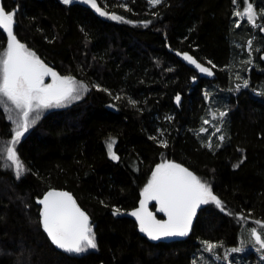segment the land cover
<instances>
[{"label":"trees","instance_id":"1","mask_svg":"<svg viewBox=\"0 0 264 264\" xmlns=\"http://www.w3.org/2000/svg\"><path fill=\"white\" fill-rule=\"evenodd\" d=\"M246 2L264 6V0H164L155 6L97 0L109 14L101 16L86 3L0 0L15 12L14 34L25 47L89 88L70 105L46 112L20 138L16 152L26 170L19 178L14 166L2 163V145L15 131L0 105V264H196L212 259L205 241L221 245L215 250L222 255L240 245L244 229L264 223V15L257 26L236 16ZM6 45L0 29V53ZM185 53L216 77L195 82ZM221 111L224 140L209 148L211 127L201 131L203 121L214 114L218 119ZM111 140L116 160L109 156ZM164 161L208 180L224 211L202 204L187 236L151 240L136 219L113 215V209L137 208ZM51 190L71 194L89 216L96 249L68 253L51 242L36 202ZM157 208L152 205L163 217ZM240 255L242 264H264L256 250Z\"/></svg>","mask_w":264,"mask_h":264},{"label":"snow or ice","instance_id":"2","mask_svg":"<svg viewBox=\"0 0 264 264\" xmlns=\"http://www.w3.org/2000/svg\"><path fill=\"white\" fill-rule=\"evenodd\" d=\"M161 2L162 0H149L153 6ZM233 2L236 3V0ZM62 3L70 5L73 0H62ZM84 3L89 4L101 16L109 15L101 10L97 0H84ZM238 8L239 5H237ZM235 15L246 17L250 23L255 25L258 14L254 10L253 4L247 3L243 13L237 10ZM260 15H264V11ZM110 18L114 20L123 19L115 14H112ZM14 23L15 12H8L0 7V29H3L7 34L6 50L0 53L2 56L0 58V97L11 102L15 109L19 110L20 116L15 121L16 129L11 141L13 146L8 147L6 152L7 160L14 166L19 178L26 169L19 159L14 145L19 142L28 128L40 118V110L78 100L81 90L86 91L87 87L78 86L76 80L71 76L58 75L34 52L28 50L14 34ZM261 30H264V27ZM249 47H251V42H249ZM183 58L195 65L201 73L212 75L209 68L202 66L192 56L185 53ZM45 77H51L52 82L45 83ZM247 83L244 81V86H247ZM239 87L240 85H237V88ZM176 101L179 103V96L176 97ZM130 103H134V101H130ZM32 114L35 115L30 119ZM218 115L222 119L226 113L221 111ZM8 118L12 119L11 116ZM213 118H216L215 114ZM205 123L207 124L209 121L205 120ZM201 131H206V129H201ZM215 131L219 132L220 129L216 128ZM219 139L223 141L224 137L220 136ZM114 143V140L109 142L107 147L110 158L116 160L118 157L113 152ZM160 144L162 147H167L166 141L162 140ZM206 146L210 148L211 142ZM150 201H155L159 205L157 211L164 213L167 217L166 220H158L156 215L149 210ZM210 201L214 202L221 211H224L222 202L212 193L211 188L205 182H202L180 164L165 162L158 164L152 172L151 179L141 192L139 207L130 215L135 217L138 222L140 232L146 234L151 240L172 236L183 237L187 236L191 229L197 208ZM38 203L42 205V228L55 246L75 254L97 248L95 233L89 223L88 215L78 207L69 193L51 190L42 199H39ZM120 214L121 209H113V215ZM240 218L244 219V217ZM255 223L264 227V223L259 220ZM251 236L255 243L264 249V238L257 232L256 228L251 229ZM204 244L205 250L208 252H212L221 246L208 241H205ZM232 251H239V249Z\"/></svg>","mask_w":264,"mask_h":264},{"label":"rangeland","instance_id":"3","mask_svg":"<svg viewBox=\"0 0 264 264\" xmlns=\"http://www.w3.org/2000/svg\"><path fill=\"white\" fill-rule=\"evenodd\" d=\"M164 1V0H162ZM247 3H251V2H246L244 4V8L247 6ZM152 5V4H151ZM153 6V5H152ZM253 7H254V10L257 12V17L260 15V13L262 11H264V6L263 7H259V8H256V6H254L253 4ZM244 8L242 10H239L241 13H243L244 11ZM241 18H244L243 16H240ZM256 17V18H257ZM246 18V17H245ZM256 20V19H255ZM255 25L257 26V23L255 22ZM251 42V47H249V43L247 45V51H248V59H251L252 56L254 55L253 52H252V45H253V42L252 41H249ZM27 48V47H26ZM28 49V48H27ZM6 49H4L1 53H3ZM29 50V49H28ZM31 51V50H30ZM264 51V50H263ZM261 51L260 54L263 52ZM0 58H2V56H0ZM72 77V76H71ZM76 82H77V85H84L87 87V90L84 91V90H81L80 92V98L83 97L86 92L88 91V86L86 85V83L82 80H79L75 77H73ZM45 83H50L49 81L48 82H45ZM242 86V84L240 85ZM237 88V87H236ZM240 88V87H239ZM238 88V89H239ZM0 105L4 108V110L6 111V114H7V117L11 116L12 119L10 120L12 122V126L14 128V131L16 129V123L15 121H17L20 116H19V110L15 109V106L11 104V102L7 101L6 98H3V97H0ZM76 100H72V101H69V102H66L60 106H53V107H50V108H46V109H42L40 110L39 112V119L37 120V122L43 117V115L54 109V108H58V107H65L67 105H70L71 103L75 102ZM35 114H32L30 115V119L34 116ZM36 122V123H37ZM35 123V124H36ZM34 124V125H35ZM34 125H31L28 130H30ZM209 126V134H208V143L209 142H213L214 140H220L219 137L220 136H223L222 134V127H223V124H222V119L218 117V119H212L211 122H209L208 124ZM216 128H219L220 131L219 132H216L215 129ZM27 130V131H28ZM158 134H160V141H166L165 139V136L164 134L162 133V131H158ZM12 140H8L7 142H5L3 145H2V148H1V159H2V163L4 165H7L9 167H13L11 165V163L7 160V152H6V149L8 147H12V143H11ZM112 141V140H111ZM111 141H108L111 142ZM107 143V145H108ZM14 148H15V151H16V144L14 145ZM113 152L115 153V150H114V145H113ZM116 155V153H115ZM167 161H164V162H161V163H165ZM160 163V164H161ZM202 182H205L210 188L211 187V183L208 181V180H205V179H202L201 177H198ZM213 193V192H212ZM211 203V201L209 202ZM214 203V202H213ZM252 228H256L257 229V232L260 233L262 235V238H264V227H262L261 225H258V224H255L254 226H250L248 227L247 229H244L243 230V233L241 235V243L240 245L237 247V248H234V249H239V251H232L233 249H225V250H222V255H220L215 249L212 251V252H209L212 256V259L209 258V257H204L202 258V260H199L197 261L196 264H242L241 262H243V258L241 257L240 254L244 253V251H247V250H256L259 255H260V259L264 260V249H261L260 246L258 244L255 243V240L254 238L251 236V229ZM90 250L92 249H89L88 251L86 252H89ZM84 252V253H86ZM80 254H83V253H80ZM244 262L246 264H248V262L246 260H244ZM260 262V261H259Z\"/></svg>","mask_w":264,"mask_h":264},{"label":"water","instance_id":"4","mask_svg":"<svg viewBox=\"0 0 264 264\" xmlns=\"http://www.w3.org/2000/svg\"><path fill=\"white\" fill-rule=\"evenodd\" d=\"M73 3H84V0H73ZM72 3V4H73ZM18 39V38H17ZM19 40V39H18ZM20 41V40H19ZM21 42V41H20ZM195 59V58H194ZM262 59L264 60V53L262 54ZM48 67H50V68H52L55 72H57V70L55 69V68H53V67H51V66H49L48 64H46ZM192 65V64H191ZM204 67H207V68H209L210 69V71H212L211 70V68L210 67H208V66H204ZM57 74L58 75H60L58 72H57ZM61 76V75H60ZM108 106H112V104H108ZM59 192H63V191H59ZM45 195V194H44ZM43 195V196H44ZM71 195V194H70ZM43 196L42 197H37L36 198V202L38 203V200L39 199H42L43 198ZM72 196V195H71ZM73 197V196H72ZM73 199L75 200V198L73 197ZM76 201V200H75ZM76 203H77V201H76ZM39 204V203H38ZM153 204H156L157 205V207H159V205L155 202V201H150L149 202V204H148V208H149V210L150 211H152L155 215H156V218L158 219V220H166L167 219V217L165 216V214H163V217H159V216H157V214H156V212L152 209V205ZM77 205H78V203H77ZM78 207L82 210V211H84L79 205H78ZM139 207V206H138ZM137 207V208H138ZM137 208H135V209H137ZM135 209H133V210H130V211H121V214L119 215V216H129V217H133V216H131L130 215V213L132 212V211H134ZM41 211H42V205H41ZM85 212V211H84ZM89 217V216H88ZM134 219H135V217H133ZM89 223H90V218H89ZM172 237H175V236H172ZM172 237H162V238H172Z\"/></svg>","mask_w":264,"mask_h":264},{"label":"flooded vegetation","instance_id":"5","mask_svg":"<svg viewBox=\"0 0 264 264\" xmlns=\"http://www.w3.org/2000/svg\"><path fill=\"white\" fill-rule=\"evenodd\" d=\"M87 5H89V4H87ZM264 53V51L261 53V55ZM198 62V61H197ZM198 63H200V62H198ZM202 66H207V65H205V64H203V63H200ZM191 66H193L194 67V69H195V77H194V79H195V82H199V80H201L202 78H205V77H207V78H209V79H214L216 76H215V72H214V70L212 69V67H210L211 68V72H212V75H208L207 73H201L200 71H199V69H197L196 67H195V65H191ZM209 67V66H208ZM263 71H264V68L262 69ZM52 82L51 81V77H45V82ZM207 121H209V122H211V120L212 119H206ZM204 123H203V127L202 128H204V129H208L209 128V126L208 125H205L206 123H205V120L203 121ZM207 124H209V123H207ZM90 225H91V223H90Z\"/></svg>","mask_w":264,"mask_h":264}]
</instances>
